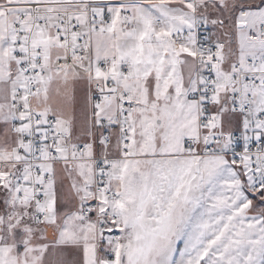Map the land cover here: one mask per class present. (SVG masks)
<instances>
[{"label":"snow or ice","instance_id":"snow-or-ice-1","mask_svg":"<svg viewBox=\"0 0 264 264\" xmlns=\"http://www.w3.org/2000/svg\"><path fill=\"white\" fill-rule=\"evenodd\" d=\"M0 264H264V0H0Z\"/></svg>","mask_w":264,"mask_h":264}]
</instances>
